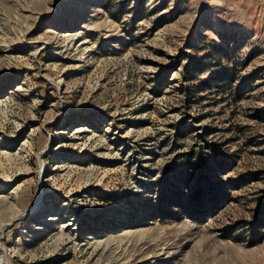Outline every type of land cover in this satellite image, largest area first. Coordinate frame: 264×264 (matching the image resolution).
<instances>
[{
	"label": "rangeland",
	"instance_id": "374dc122",
	"mask_svg": "<svg viewBox=\"0 0 264 264\" xmlns=\"http://www.w3.org/2000/svg\"><path fill=\"white\" fill-rule=\"evenodd\" d=\"M0 264H264V0H0Z\"/></svg>",
	"mask_w": 264,
	"mask_h": 264
},
{
	"label": "bare ground",
	"instance_id": "6f19581e",
	"mask_svg": "<svg viewBox=\"0 0 264 264\" xmlns=\"http://www.w3.org/2000/svg\"><path fill=\"white\" fill-rule=\"evenodd\" d=\"M10 207V206H9ZM15 208V207H14ZM16 209V208H15ZM17 218V216H14V217H12V218H10L9 220H7V222L2 226V230H5L6 229V227L9 225V224H11L15 219Z\"/></svg>",
	"mask_w": 264,
	"mask_h": 264
}]
</instances>
